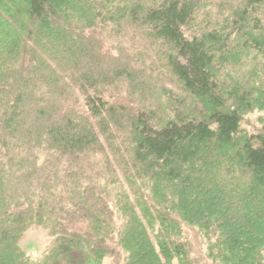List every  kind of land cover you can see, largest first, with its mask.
<instances>
[{"label":"trees","instance_id":"1","mask_svg":"<svg viewBox=\"0 0 264 264\" xmlns=\"http://www.w3.org/2000/svg\"><path fill=\"white\" fill-rule=\"evenodd\" d=\"M206 2L0 0V264H264V0Z\"/></svg>","mask_w":264,"mask_h":264},{"label":"rangeland","instance_id":"2","mask_svg":"<svg viewBox=\"0 0 264 264\" xmlns=\"http://www.w3.org/2000/svg\"><path fill=\"white\" fill-rule=\"evenodd\" d=\"M206 7L205 10L210 11L208 15H212L214 17H217V9L218 4H220L221 0H206ZM223 1V0H222ZM204 10V11H205ZM216 13V15H215ZM205 14L203 11H200L197 16H196V23L197 25L193 26V31L198 29V24L205 25L208 22L204 21L205 18H203ZM213 18V17H212ZM204 21V22H202ZM106 48L109 49L111 53H115V49L113 48V43L111 42H106L105 44ZM253 58L251 56H247L243 60V64L238 68V70L235 72L239 77L238 79H241V76L245 78L247 75V71H251L252 67L256 66L259 67V62L256 60H252ZM149 60V57H148ZM159 73L162 74L160 71ZM244 73V74H243ZM169 79V78H168ZM159 83L167 86V80L162 77L159 78ZM153 103H155V98L153 97L151 99ZM152 103V104H153ZM157 103L154 104L153 110H155L158 114H163L160 107L156 106ZM264 123V110H251L247 112L244 117L242 118L241 121V129L247 133H252L256 132L261 129L262 125ZM99 159V156L96 157ZM118 171V170H117ZM121 175L115 173L114 175H106V178L111 179L114 181L117 179V182H113V184H108L107 188H105L104 192L103 188L101 193L102 196L105 197V199L109 202V205L113 204L112 202L117 199V194H118V189L117 187L120 186V189L123 191L127 192L128 187L126 186V183L122 182V178L120 177ZM100 179H104V174L103 177ZM104 185V184H100ZM106 185V184H105ZM135 188V185H134ZM244 226V225H243ZM241 226L235 228L236 230H239ZM51 236L49 235L47 229L39 227V226H31L28 228L21 239L18 241L19 247L25 252V254L30 255L32 258H37L41 252L50 244L51 242ZM181 240L185 243L187 248L189 249V252L192 257H197L199 258L198 260L201 262L205 261L204 258V250H205V243L203 241L202 236L196 232V230L193 227H189L187 225L182 226L181 230ZM103 264H123L121 259H114L113 257H107L104 259ZM138 264H144V256L140 257Z\"/></svg>","mask_w":264,"mask_h":264}]
</instances>
